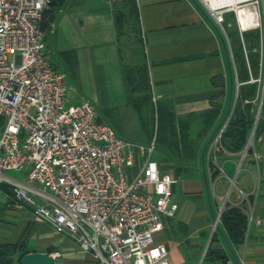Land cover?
<instances>
[{"label": "crops", "instance_id": "0c3cea01", "mask_svg": "<svg viewBox=\"0 0 264 264\" xmlns=\"http://www.w3.org/2000/svg\"><path fill=\"white\" fill-rule=\"evenodd\" d=\"M130 1L54 0L46 10V16L51 18L44 30L48 58L57 68L62 64L91 96L82 103L91 100L101 121L111 124L116 119L124 124L122 120L133 111L148 138L147 143L140 144H158V134L150 138L146 128L152 124L154 132H158V107L162 111L172 109L177 117H186L216 104L220 108L218 126L231 101L236 102L238 80L227 41L208 12L196 0H134L139 28L136 30L135 21L128 19L121 29L118 16H132ZM248 18L246 21L241 16L243 23H247L245 30L259 27L252 23V14ZM142 70L151 84L149 106L143 100L142 89H135ZM62 73L66 79L65 71ZM115 96L123 104L116 105ZM147 119H151L148 125ZM251 145L254 152H260V159L252 155L243 161L227 157L222 161L226 173L219 178L237 179L242 171L248 174L249 182L238 186L253 195V219L243 246L233 249L243 264H264V132L254 135ZM208 148L205 164L211 201L203 178L202 152L192 165L181 170L179 162L168 152L174 163L169 168L176 170L177 175L193 170L199 173L184 181L177 200L179 211L176 216L165 218V228L156 237L167 244L171 264H223L206 259L211 245L228 251L231 258L227 264H237L223 234L218 227L214 228L228 189L225 183L213 187L207 169ZM144 161V154L139 153L137 163L128 170L130 178L137 175ZM159 164L166 172L168 166L164 161ZM216 231L219 240L212 242ZM16 243H22L30 252H60L56 264H98L92 252L83 250L74 237L57 232L40 219L34 206L17 196L13 184L0 178V245Z\"/></svg>", "mask_w": 264, "mask_h": 264}, {"label": "built area", "instance_id": "2783aa9c", "mask_svg": "<svg viewBox=\"0 0 264 264\" xmlns=\"http://www.w3.org/2000/svg\"><path fill=\"white\" fill-rule=\"evenodd\" d=\"M196 1L224 35L238 80L226 15L235 13L241 32L247 25L242 15L248 21L252 14V23L260 26L257 7L264 0ZM51 2L0 0V178L13 184L17 196L33 205L40 219L92 252L98 264H171L167 244L156 237L165 228V218L179 211L180 203L173 200L177 179L162 171L154 158L155 143L148 146L120 136L111 124L99 121L90 101L66 106V81L45 53L41 26ZM238 95L239 82L236 99ZM235 104L208 146V169L215 160L222 174L226 171L217 151ZM256 125L241 161L247 157ZM139 153L145 156L144 164L130 178L128 170ZM253 156L260 159L261 154L255 151ZM22 170L26 178L8 173ZM230 179L214 228L237 185L236 176ZM238 188L240 201L247 200L249 193ZM51 255L56 259L60 252Z\"/></svg>", "mask_w": 264, "mask_h": 264}, {"label": "trees", "instance_id": "16d2710c", "mask_svg": "<svg viewBox=\"0 0 264 264\" xmlns=\"http://www.w3.org/2000/svg\"><path fill=\"white\" fill-rule=\"evenodd\" d=\"M53 2L54 0L51 5ZM129 5L132 16H129L130 18L118 16L119 26L123 29L128 19H131L135 21L133 23L135 29L138 30L139 16H137L135 1L131 0ZM47 11H45L41 22L43 31L47 29L51 20L50 16H46ZM230 18L233 20L231 25L229 24ZM234 24L235 26L231 27ZM225 26L237 69L239 95L236 99L232 119L224 132L222 145L217 151L219 162L230 156L236 159L241 158V153L245 149L256 123L255 135L264 132V32L259 27L241 32L234 12L227 14ZM135 89H142L143 100L149 106L152 103L151 84L145 70L139 72V81L135 85ZM153 110L155 112V109ZM158 113L157 142H160L175 157L179 162L180 170L182 167H189L187 165H192L199 158L203 147L217 127L220 108L215 104L202 113L186 117H177L169 108L162 111L158 107ZM99 121L101 120L99 119ZM253 154L254 150L250 145L246 158ZM209 172L212 181L220 177L222 172L215 160L209 162ZM240 197L239 191L235 193L232 191V198L227 202L220 221L223 231L235 250H239L246 240L249 225V203L253 201L252 194H249L247 200L240 201ZM217 240H219V234L216 231L212 242ZM29 252L22 243L1 244L0 264H18L20 258ZM230 258L226 249L212 245L206 254L207 260L219 261L223 264H227Z\"/></svg>", "mask_w": 264, "mask_h": 264}, {"label": "rangeland", "instance_id": "374dc122", "mask_svg": "<svg viewBox=\"0 0 264 264\" xmlns=\"http://www.w3.org/2000/svg\"><path fill=\"white\" fill-rule=\"evenodd\" d=\"M259 11H260V14H261V16H260L261 25L259 26V28H261L263 30V32H264V4H261ZM230 22H233L232 18H230ZM233 26H235V24L232 25L231 27H233ZM238 26H239V24H238ZM239 29H240V27H239ZM240 31H241V29H240ZM232 45H233V43H232ZM45 50H46V48H45ZM17 62L21 63L20 55L17 56ZM59 65L60 66H58V69L61 72H62V70H64L65 73H66L65 81H66V85H67V89H68L67 98H66V106L68 107L70 105L81 104L84 99H86L87 97H91L81 88V86L79 85L78 82L74 81V79L71 77V75L68 74V72L66 71L64 66L62 64H59ZM114 99L117 100V101H114V103H116V105L123 104V102H121V99L119 97L115 96ZM90 102H92V101L90 100ZM101 111H103V110H101ZM131 112L133 113V111H131ZM132 113H131V115H129L127 117L126 120L125 119L122 120V122H124V124L120 123L116 119H113L111 121V125L116 129V131L118 132V134L120 136L126 137V138L131 139V140H133L135 142H138V143H142V142L143 143H147V141H148L147 134L142 131V129H141L142 127L140 126L138 119H136L134 113L133 114ZM150 120L151 119H147L146 120L147 125H148V123H150ZM152 126H153L152 124H149L148 127L146 126V128L149 129L150 138H154L155 134L156 135L158 134V132H156V131H155L156 133L154 132V128H152ZM156 145H157V148L154 151V158L156 160H158V162L159 161H161V162L164 161V163L168 166L167 169H166V172L172 174L175 177L177 175V171L174 170L173 168H169L170 166H172L174 164L173 160L171 159L172 157H170L168 155V151L166 150V148L160 142H158V144L156 143ZM227 169L229 170V166L228 165H227ZM193 172H195V170L190 171V172L189 171L188 172L185 171L184 173H182L180 175H177V177H179V179L174 184L175 191L173 193V200H175V201L178 200L179 201V195H181V190H182V188L184 186V181L185 180H187L188 178L199 176L198 172H196V173H193ZM8 173L10 175L14 176V177H17V178H23L24 176H26V170L9 171ZM236 181H237L238 184L234 185L232 187L233 193H235V192H237L239 190V188H238L239 184L244 186L247 182H249V176H248V174H246V172L242 171L237 176ZM224 183H225V185H227V189L229 190L231 185H232V182H231L230 178H222L221 177V178L218 179L216 185L217 186H222Z\"/></svg>", "mask_w": 264, "mask_h": 264}, {"label": "water", "instance_id": "95a60500", "mask_svg": "<svg viewBox=\"0 0 264 264\" xmlns=\"http://www.w3.org/2000/svg\"><path fill=\"white\" fill-rule=\"evenodd\" d=\"M234 72H235V70H234ZM233 104H234V102L232 100L225 117L222 119L220 124L217 126L216 130L211 135V137L209 138V140L205 144V146L203 148V151H202V171H203V178H204V181H205V186H206V189H207V194H208L209 201H211V196H210V185H209V180H208L207 171H206V164H205V151H206L207 147L209 146L210 142L212 141L214 135L217 133V131L220 129V127L223 125V123L225 122V120L227 119L229 114L231 113V111L233 109ZM252 134H253V132H252ZM216 219H217V216L215 217V220ZM217 227H218L219 231L223 234L224 239H225L227 245L229 246L236 263L237 264H243L239 260L235 250L233 249V247L231 246L229 240L225 236V234H224V232H223V230H222V228H221L219 223L217 224ZM19 263L20 264H56V259L51 254H49L47 252L32 251V252H29V253L25 254L23 257H21L20 260H19Z\"/></svg>", "mask_w": 264, "mask_h": 264}, {"label": "bare ground", "instance_id": "6f19581e", "mask_svg": "<svg viewBox=\"0 0 264 264\" xmlns=\"http://www.w3.org/2000/svg\"><path fill=\"white\" fill-rule=\"evenodd\" d=\"M247 26V25H246Z\"/></svg>", "mask_w": 264, "mask_h": 264}]
</instances>
